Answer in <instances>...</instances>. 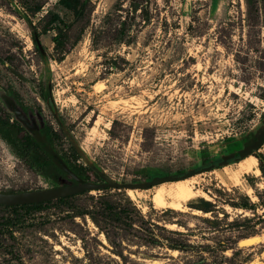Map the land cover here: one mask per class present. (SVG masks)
Masks as SVG:
<instances>
[{"label": "rangeland", "instance_id": "rangeland-1", "mask_svg": "<svg viewBox=\"0 0 264 264\" xmlns=\"http://www.w3.org/2000/svg\"><path fill=\"white\" fill-rule=\"evenodd\" d=\"M58 1L0 0V117L51 127L105 187L0 205V264H264V141L242 153L264 132V0ZM62 184L0 137V192Z\"/></svg>", "mask_w": 264, "mask_h": 264}, {"label": "trees", "instance_id": "trees-1", "mask_svg": "<svg viewBox=\"0 0 264 264\" xmlns=\"http://www.w3.org/2000/svg\"><path fill=\"white\" fill-rule=\"evenodd\" d=\"M80 0H59L58 3L65 9L75 12V16L78 17L80 9L78 4ZM52 22H58L56 34L53 37L55 48L61 47L63 40L66 38L65 30L69 25L64 24L57 15L52 16ZM46 28L44 29V31ZM33 42L35 46H38L37 35L33 33ZM1 60V59H0ZM0 137L4 140L15 152V154L23 159V161L32 169L36 170L42 176L50 179L56 184H62L61 180L70 177L63 166L65 165L72 173H74L82 182H90V178L85 174V168L83 165L76 163V159L71 158L68 153H60L57 149L58 135L49 126H43L39 129L27 130L19 125L16 121H10L8 118L0 117ZM262 139V138H261ZM257 139L250 138L245 147L252 145ZM264 139H262V142ZM179 178H173L177 180ZM156 181V180H155ZM155 181L145 183L144 188H150L154 186ZM72 183L77 184L73 179ZM63 185V184H62ZM64 198H58L57 201ZM41 202L37 204L18 205V206H4L11 210L20 209H36L43 204L49 203ZM246 209L247 205H241Z\"/></svg>", "mask_w": 264, "mask_h": 264}, {"label": "water", "instance_id": "water-1", "mask_svg": "<svg viewBox=\"0 0 264 264\" xmlns=\"http://www.w3.org/2000/svg\"><path fill=\"white\" fill-rule=\"evenodd\" d=\"M264 138V132L262 137H260L256 142L252 145L246 147L243 150V155L253 152L258 148V146L262 143V139ZM63 169L66 173L76 176L72 173L65 165ZM105 187L104 184H94L88 182H80L78 184H69L62 185L57 187H52L49 189H40L33 191H25V192H17V193H2L0 192V205L4 206H18V205H28V204H37L41 202H46L49 200L67 197L73 194L81 193L83 191L94 190ZM244 239L243 241H246ZM247 242L243 243L246 245Z\"/></svg>", "mask_w": 264, "mask_h": 264}, {"label": "bare ground", "instance_id": "bare-ground-1", "mask_svg": "<svg viewBox=\"0 0 264 264\" xmlns=\"http://www.w3.org/2000/svg\"><path fill=\"white\" fill-rule=\"evenodd\" d=\"M240 170H250L254 168V158L250 157V161L248 164H245L242 161L239 162ZM258 171V170H257ZM191 192V189L188 185L185 184L184 180L175 182L174 188L169 192V195L173 198L172 202H169V206L172 208H179L181 207V203L183 201H186L188 198H190L193 194ZM153 202L157 206H165L167 203L164 200V190L157 188L154 195H153ZM254 238V237H253ZM252 239V238H251ZM251 239H247L246 241H242L241 244L247 242L246 244L251 243Z\"/></svg>", "mask_w": 264, "mask_h": 264}]
</instances>
